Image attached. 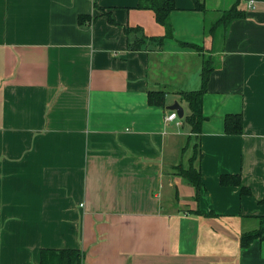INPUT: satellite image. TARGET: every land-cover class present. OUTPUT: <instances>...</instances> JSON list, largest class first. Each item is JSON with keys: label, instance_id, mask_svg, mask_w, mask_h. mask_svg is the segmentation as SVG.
<instances>
[{"label": "crops", "instance_id": "obj_1", "mask_svg": "<svg viewBox=\"0 0 264 264\" xmlns=\"http://www.w3.org/2000/svg\"><path fill=\"white\" fill-rule=\"evenodd\" d=\"M173 1L159 45L166 30L138 0H0V264H39L41 249L80 250L82 264H264V239L239 243L264 216V0ZM234 5L244 17L218 23ZM207 58L196 199L173 174L190 135L176 93L199 89ZM174 101L180 126L165 120ZM235 113L243 133L226 135Z\"/></svg>", "mask_w": 264, "mask_h": 264}, {"label": "trees", "instance_id": "obj_2", "mask_svg": "<svg viewBox=\"0 0 264 264\" xmlns=\"http://www.w3.org/2000/svg\"><path fill=\"white\" fill-rule=\"evenodd\" d=\"M194 8L197 11L204 12L205 6L201 0H192ZM138 9L151 10L154 13L155 20L158 24L162 25L166 30V35L159 38V45L163 42L164 38L172 35V28L169 24V16L172 11L176 9V5L173 0H138ZM109 22H113L109 14H107ZM244 17V13L237 9V5L232 6L230 9L223 12L218 23L229 24L235 19ZM87 20V17H79V22L83 23ZM129 33V30H125ZM142 37L138 41H144ZM182 47H190L197 51H202V47L186 42H179ZM135 46L131 45V48ZM213 63L210 58L203 61L200 78L201 85L197 90L183 91L176 93L180 101L186 102L188 113L184 116L183 122L190 128V135L188 139L192 141V155L188 159L187 166L183 163L173 167V174L186 180L194 189L195 196L198 199L200 190L202 188L201 172L198 164L200 160V142L199 134L201 133L202 125L206 120V117L202 111L203 96L207 92V86L210 79V75L213 72ZM147 103L150 106L164 107L165 106V92L163 91H148ZM243 116L241 113L227 114L223 121V131L226 135H240L243 133ZM189 140V141H190ZM185 148V147H184ZM184 148L181 149L183 153ZM221 186H236L240 189V194L243 196L250 195L249 188L245 187L241 183L239 175L224 174L220 176ZM197 213V211H195ZM204 216H216L213 212H209ZM259 227L256 230L244 232L241 234L239 243L241 248H247L254 240L264 239V216L259 217ZM83 253L77 249H41L39 254V264H82Z\"/></svg>", "mask_w": 264, "mask_h": 264}, {"label": "rangeland", "instance_id": "obj_3", "mask_svg": "<svg viewBox=\"0 0 264 264\" xmlns=\"http://www.w3.org/2000/svg\"><path fill=\"white\" fill-rule=\"evenodd\" d=\"M183 139H184L183 146L185 148H184L183 153H181V151H180V158H181L180 161H182L184 166H187V160L191 156V145H192V143L191 142L186 143V141L188 139L185 136L183 137Z\"/></svg>", "mask_w": 264, "mask_h": 264}, {"label": "water", "instance_id": "obj_4", "mask_svg": "<svg viewBox=\"0 0 264 264\" xmlns=\"http://www.w3.org/2000/svg\"><path fill=\"white\" fill-rule=\"evenodd\" d=\"M167 109L169 111H175L179 119L183 118L184 110L182 106L178 103V101H174L171 105L167 106Z\"/></svg>", "mask_w": 264, "mask_h": 264}, {"label": "built area", "instance_id": "obj_5", "mask_svg": "<svg viewBox=\"0 0 264 264\" xmlns=\"http://www.w3.org/2000/svg\"><path fill=\"white\" fill-rule=\"evenodd\" d=\"M254 1L250 0L249 1V7L253 8ZM166 121H175L176 125H181L179 118L177 117L175 111H169V113L165 116Z\"/></svg>", "mask_w": 264, "mask_h": 264}]
</instances>
